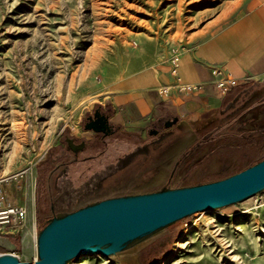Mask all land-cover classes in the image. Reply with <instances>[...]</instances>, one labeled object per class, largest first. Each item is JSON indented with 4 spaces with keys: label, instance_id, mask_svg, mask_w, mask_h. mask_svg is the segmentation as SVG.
<instances>
[{
    "label": "rangeland",
    "instance_id": "374dc122",
    "mask_svg": "<svg viewBox=\"0 0 264 264\" xmlns=\"http://www.w3.org/2000/svg\"><path fill=\"white\" fill-rule=\"evenodd\" d=\"M247 1L0 0V185L10 202L37 207L27 226L17 222L22 260L37 254L33 224L38 233L55 214L110 194L219 180L264 158L259 81L229 96L245 105L226 116L207 113L165 135L154 134L152 124L168 112L152 111L145 121L131 106V118L103 144L85 125L131 90L156 88L170 97L159 88L172 76L174 51L183 57ZM68 138L95 141L75 157ZM219 210L197 212L115 256L99 254L94 264H264V191Z\"/></svg>",
    "mask_w": 264,
    "mask_h": 264
},
{
    "label": "water",
    "instance_id": "95a60500",
    "mask_svg": "<svg viewBox=\"0 0 264 264\" xmlns=\"http://www.w3.org/2000/svg\"><path fill=\"white\" fill-rule=\"evenodd\" d=\"M90 119L87 130L109 134V115L98 109ZM177 121L173 116L166 128ZM67 141L75 157L87 148L85 141L79 145L71 138ZM263 191L264 158L215 181L107 197L49 218L37 233L34 261L22 260L15 254L16 242L0 235V247L5 249L0 264H70L82 255L112 257L197 212L221 209Z\"/></svg>",
    "mask_w": 264,
    "mask_h": 264
},
{
    "label": "crops",
    "instance_id": "0c3cea01",
    "mask_svg": "<svg viewBox=\"0 0 264 264\" xmlns=\"http://www.w3.org/2000/svg\"><path fill=\"white\" fill-rule=\"evenodd\" d=\"M215 68L230 71L237 76L238 84L228 92H222L215 83L213 74ZM180 75L184 83L193 86L192 89L186 91L174 89L168 98H161L156 88L131 90L130 95L125 92L115 97L109 108L103 111L110 114V122L116 126L121 125L119 123L123 121L122 119L126 120L133 115L132 111L127 109L128 106L142 109V115H147L145 121H148V114L152 111L156 115L168 112V115H172L171 119L173 116L178 117L177 123L171 127H161L153 132L163 135L165 131L173 130L178 125H182L184 121L197 120L202 115L214 111H221V115L226 116L239 104L245 105L244 101L238 103L236 98H232L233 96L230 101L227 100L230 95H234L237 89L247 84L257 83L256 81L264 84V0H248L242 7L236 9L231 18L214 34L193 45L182 57ZM161 79L163 84L173 82L172 76L170 79L166 76ZM250 98L248 97L245 101ZM126 130L124 128L123 131L127 132ZM128 131L141 137V133L135 129ZM61 165L63 163L56 164L55 170L61 168ZM23 187L21 183L18 184L17 189L23 190ZM79 193L69 190L65 192L70 197ZM116 195L118 194L109 196ZM14 203L27 210V216L20 221V227L24 228L32 220V209L35 214L36 203L33 202L31 205L25 199ZM76 207L79 206H74ZM17 222L12 221L9 229L0 231V235L9 237L19 246L20 228ZM32 230H36L35 224ZM0 251H5V249L0 247Z\"/></svg>",
    "mask_w": 264,
    "mask_h": 264
},
{
    "label": "built area",
    "instance_id": "2783aa9c",
    "mask_svg": "<svg viewBox=\"0 0 264 264\" xmlns=\"http://www.w3.org/2000/svg\"><path fill=\"white\" fill-rule=\"evenodd\" d=\"M181 61V52L174 51L172 56V66L170 69L173 82L170 84H163L159 88L160 93L165 97H168L174 89L186 91L193 88L192 85L186 84L182 80V76L180 75ZM213 74L215 76V83L222 92H228L238 83L237 76L228 70L215 68L213 70ZM1 181L3 182V180ZM6 181H9V179H5V182ZM26 216L27 210L16 203L10 202L7 192L5 191L4 187L0 185V231L3 232L8 230L12 221H21L25 219ZM3 252L5 251H0V253ZM15 254H17V252H15Z\"/></svg>",
    "mask_w": 264,
    "mask_h": 264
},
{
    "label": "flooded vegetation",
    "instance_id": "af4514ba",
    "mask_svg": "<svg viewBox=\"0 0 264 264\" xmlns=\"http://www.w3.org/2000/svg\"><path fill=\"white\" fill-rule=\"evenodd\" d=\"M96 111H97V110H96ZM96 111L94 112L93 115H89V116L87 117L86 122H85V125H87L88 123L92 122V120L90 119V116H94L95 113H96ZM101 112H102V111H101ZM102 113H104V114H106V115H109V117H110V114H109V113H107V112H102ZM171 117H172V116H164V115L160 116V117L157 118V120L153 123V127H158V128L166 127V125L172 120ZM110 123H111V122H110ZM120 128H121V127L116 126L115 124H112V127L106 130V132H109L108 135H105L104 133H95V132H93V131H92V132L95 133V135H96V140H97V141H101V143L103 144V142L106 141L107 138H109V137H111L112 135H114V134L120 132V131H121ZM86 130H87V129H86ZM87 131H89V130H87ZM90 131H91V130H90ZM124 132H125V131H124ZM127 132H129V131H127ZM136 137H137V136H136ZM94 141H95V140L90 139L88 143L86 142V146H87L88 144H89V145L94 144ZM80 142H81V141H80ZM80 142H79V143H80ZM96 143H97V142H96ZM80 144H81V143H80ZM73 161H75V159H74ZM61 167H62V166H61Z\"/></svg>",
    "mask_w": 264,
    "mask_h": 264
},
{
    "label": "bare ground",
    "instance_id": "6f19581e",
    "mask_svg": "<svg viewBox=\"0 0 264 264\" xmlns=\"http://www.w3.org/2000/svg\"><path fill=\"white\" fill-rule=\"evenodd\" d=\"M248 211H249V210L245 211V213H247ZM210 212H214V213H216V214H220V213H219V212H220L219 209H212V210H210ZM255 212H257L256 209H255ZM209 218L212 219V220H214L215 217L212 215V216H210ZM230 222H231V221H230ZM241 226H243V225H241ZM190 229H191V227H189V228H187V229L185 230V232H184V234H183L184 237L188 234V232L190 231ZM31 234H32V237H33V240H34V250H35V249H36V238H37V232H36V230H32V231H31ZM36 258H37V254H36L34 260H35ZM99 258H100V255H99V254H96L95 256H89V257H87L85 260H83V261L81 262V264H94V263H96V262L98 261ZM162 264H164V263H162Z\"/></svg>",
    "mask_w": 264,
    "mask_h": 264
}]
</instances>
